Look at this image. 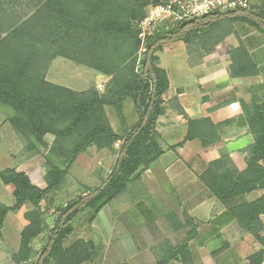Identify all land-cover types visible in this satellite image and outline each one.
<instances>
[{"label": "trees", "instance_id": "obj_1", "mask_svg": "<svg viewBox=\"0 0 264 264\" xmlns=\"http://www.w3.org/2000/svg\"><path fill=\"white\" fill-rule=\"evenodd\" d=\"M164 0H0V104L12 110L6 121L25 141L31 154L44 150V186L15 167L0 169V180L12 186L13 203L0 202V238L9 211L24 204L27 221L20 231L18 249L11 254L14 264L94 263L103 246L92 239L78 238L66 245L73 232L72 220L84 210L89 221L100 209L125 192L130 181L148 169L164 149L159 142L156 121L164 111L162 95L168 87L164 69L158 66V52L164 44L180 40L188 55L211 52L231 32L232 21L243 20L264 32V9L212 11L171 27L159 26L147 39L139 69L136 22L146 8ZM233 76L256 73L247 50L240 43L229 53ZM63 57L109 75L103 91L95 87L77 91L48 82L50 62ZM132 101L137 121L122 134L113 130L105 111L111 106L123 123V102ZM253 143L245 157L247 168L236 169L229 154L208 163L199 175L217 201L227 204L255 187L264 188V101L250 109L243 107ZM196 120L175 148L197 136ZM51 135L52 140L46 141ZM202 145L208 141L199 135ZM118 142L115 147L114 143ZM106 149L116 159L105 178L95 187L85 186L82 194L55 208L51 227L46 224L41 202L55 191L75 162L89 147ZM238 225L251 234L260 247L246 257V264H264V196L229 208ZM47 231L41 247L32 242ZM187 246L167 247L152 264H168L180 258L186 262Z\"/></svg>", "mask_w": 264, "mask_h": 264}, {"label": "crops", "instance_id": "obj_2", "mask_svg": "<svg viewBox=\"0 0 264 264\" xmlns=\"http://www.w3.org/2000/svg\"><path fill=\"white\" fill-rule=\"evenodd\" d=\"M261 4L264 9V0H252L248 12L256 13ZM231 26V32L211 52L201 56L197 53L188 55L185 43L180 40L164 44L157 53V64L164 69L168 78V87L162 95L164 111L156 121L164 152L137 179L128 183L124 193L100 209L95 218L99 214L103 216L105 226L100 220L98 229L94 228L95 218L89 221L88 210L72 220L73 234V221L85 214L91 233L97 235L96 239L68 238L66 245L78 238L92 239L102 244L98 237H107L105 233L109 230L107 243L115 258L123 261L125 259H120L119 255L144 257L145 264L154 263L167 247L183 244L187 246L188 264H246V257L260 247L254 237L238 225L229 208L264 196V188L255 187L222 204L199 178L208 163L219 158L222 151L229 154L238 171L247 168L245 157L253 143V136L243 107L250 109L253 104L264 101V32L243 20L232 21ZM240 43L255 65L256 73L253 75L230 74L228 53ZM57 58L50 62L45 78L48 82L70 88L66 83H58L52 75V65ZM98 73L101 78L77 91L89 87L103 91L110 76ZM125 101L123 123L118 115L109 111L111 106L105 107L109 122L117 134H122L125 127L137 121L132 101V106L125 104ZM11 113V109L0 104V119L6 120ZM189 119L197 121L193 126L197 136L175 148L169 147L183 139ZM8 130L15 133L11 126ZM199 135L208 141L207 145H202ZM259 163L264 167V161ZM12 190L11 185L0 180L1 203H13ZM5 192L10 193L11 203H6L10 197L7 201L3 200ZM26 205L29 204H24L17 211H9L4 219L0 264H14L11 254L19 247L20 231L27 221L24 219L19 225H7L6 219L10 214L21 216ZM260 218L264 222V216L260 215ZM41 245L34 248L32 243L36 250ZM153 247L160 249L157 259L149 254ZM174 262L182 260L174 258L168 264Z\"/></svg>", "mask_w": 264, "mask_h": 264}, {"label": "rangeland", "instance_id": "obj_3", "mask_svg": "<svg viewBox=\"0 0 264 264\" xmlns=\"http://www.w3.org/2000/svg\"><path fill=\"white\" fill-rule=\"evenodd\" d=\"M51 71L58 83H66V85H68L70 88L76 90L83 89L85 86H88L92 82L95 83L99 78H101V75L98 73V71L84 65L76 64L69 59L61 57H58L53 63ZM127 103L131 105V100H126L125 104ZM110 110H112V112L117 115L115 109L109 107V111ZM0 128V146L2 147L0 149V169L6 167H15L18 170L25 171L29 175L32 182L43 187L45 185L43 181L44 150L40 149L39 152H32L30 154L25 148V141L19 135L8 130L10 125L5 119H0ZM51 140L52 136L47 135L46 141L50 142ZM114 146L116 145L114 144ZM115 159L116 154L114 152L106 149L97 150L93 146L89 147L86 151L80 153L77 156L75 162L70 167L59 187L55 191L49 193L47 197L41 202L44 218L48 227H51L55 217V208L74 198L75 196L82 194L85 191V186H97L101 180L107 176ZM4 195L5 196L3 197V200L7 201L6 199L10 197L9 202L6 203H11L12 197L10 196V193L5 192ZM28 207L29 205L23 207L22 212ZM21 220H24L23 214L21 216L10 214L6 219V224L19 225ZM100 220L103 222H100ZM99 222L105 226V219L100 214L94 220V228L98 229L100 226ZM73 225L75 230L74 233L68 237L69 240H72L76 237H86L92 239L97 238L96 234L91 233L92 229L88 227L85 214L73 221ZM46 233L47 231L43 233L42 238L37 237L36 240L32 242L34 248H38L40 244L43 243ZM105 234H107L108 237L109 230H107ZM104 237L105 238L98 237V240L103 244V249L101 255L93 264H145L143 261L144 257L128 258L123 255H119L120 259L125 260H118L114 257L113 250L108 244L109 239L106 236ZM159 250L160 249L158 247L150 248L149 254H151L154 259H157ZM170 264L188 263L174 262Z\"/></svg>", "mask_w": 264, "mask_h": 264}, {"label": "built area", "instance_id": "obj_4", "mask_svg": "<svg viewBox=\"0 0 264 264\" xmlns=\"http://www.w3.org/2000/svg\"><path fill=\"white\" fill-rule=\"evenodd\" d=\"M251 2L252 0H164L149 5L145 15L135 24L138 39L136 70L139 69L143 53L146 51L148 37L159 26L168 28L215 10H248ZM115 145L118 146V142H115Z\"/></svg>", "mask_w": 264, "mask_h": 264}]
</instances>
